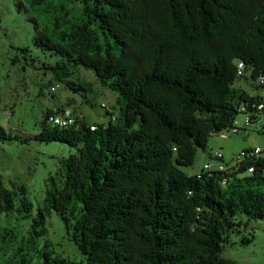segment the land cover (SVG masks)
<instances>
[{"label":"trees","instance_id":"1","mask_svg":"<svg viewBox=\"0 0 264 264\" xmlns=\"http://www.w3.org/2000/svg\"><path fill=\"white\" fill-rule=\"evenodd\" d=\"M27 1L32 8L81 5L77 16L65 11L53 29L35 35L34 46L53 53L48 70L58 84L76 68L91 71L117 94L118 116L107 123L84 116L60 129L47 123L54 111L45 113L35 141L77 152L48 178L26 247L19 243L9 264L29 262L53 212L85 264H242L223 256L225 235L237 216L246 224L264 220L263 159L198 176L182 168L195 163L198 150L207 152L211 137L236 128L241 106L260 100L264 0ZM242 80L260 93L236 87ZM14 140L0 126V142ZM32 211L26 189H8L0 175V214L24 221ZM14 239L12 229L0 228V252ZM45 247L40 254L50 264Z\"/></svg>","mask_w":264,"mask_h":264},{"label":"rangeland","instance_id":"2","mask_svg":"<svg viewBox=\"0 0 264 264\" xmlns=\"http://www.w3.org/2000/svg\"><path fill=\"white\" fill-rule=\"evenodd\" d=\"M80 9L81 5L71 3L60 9L58 1L32 8L27 0H0V126L16 138L12 142H0V175L10 190L12 183L22 185L26 189V198L33 205L28 220H18L15 213L0 214V228L12 229L15 236L14 240L3 245L1 264H9L19 243H23L21 246L25 249L31 218L43 204L48 178L56 176L62 159L77 152L66 144L35 141L45 113L61 106L82 113L94 122H100L101 116L107 123L110 118L101 107L105 104L118 116L117 94L101 86L93 73L83 68H76L74 75L52 92L50 88L59 82L48 67L55 64L56 58L53 53H42L34 46L35 35L53 29L57 17H62L65 11L70 16H77ZM24 48L29 50L25 55L20 51ZM14 57H17V63H13ZM85 83L92 85L91 91L72 90ZM237 85L251 94L257 92L250 81L242 80ZM260 91V94L264 93ZM6 111L12 114L9 119L4 116ZM244 119V115L236 119L240 127L238 134L211 137L207 152L198 150L195 163L182 168L183 172L189 176L200 175L204 164L212 162L211 153H221L225 163L235 166L237 158L242 159L245 151L257 147L264 149L263 121L246 126ZM233 158L236 159L232 161ZM246 221L241 216L232 219L233 226L225 235L223 256L242 264H264V220L248 224ZM43 233L27 264H44L40 252L45 246L46 252L50 253V264H85L84 257L56 213L47 218Z\"/></svg>","mask_w":264,"mask_h":264},{"label":"built area","instance_id":"3","mask_svg":"<svg viewBox=\"0 0 264 264\" xmlns=\"http://www.w3.org/2000/svg\"><path fill=\"white\" fill-rule=\"evenodd\" d=\"M238 67L240 69L239 74H242V69L244 67L243 63H239ZM256 85L259 87H264V77H259L256 81ZM58 88H59V84H54L50 88V90L52 92H55ZM101 107L102 109H104L105 113L107 112L109 114V118H112V116L113 118L116 117L114 111L108 109L105 104H102ZM53 111L54 113L51 114L47 120V123L52 127H57L60 129L67 128L77 123H81L84 119V115L82 113L74 112V110L71 108H63V107L55 108L53 109ZM239 112L242 113V115H244L245 117L244 124L246 126L252 125L253 122L256 123L258 121H263L262 128L264 129V93L260 94V100L253 103L250 107H247L245 105L241 106ZM4 116L9 119L12 116V114L10 111H6L4 113ZM253 117L255 118L253 119ZM235 127H236V123H235ZM91 130H94L93 126L91 127ZM239 130L240 129L238 127H236L235 129H228L223 131L220 135L225 138L229 133L238 134ZM210 157L212 159V162L204 164L203 166L204 171L225 172L227 170V167L231 165V163L224 162V158L222 154L219 152L211 153ZM252 157L261 158L264 161V149L257 147L253 150L245 151L243 153V158L242 159L237 158L238 163L235 166H231V167H236L244 159L252 158ZM235 159L236 158H233L232 161ZM253 172H254V167H251L248 170L247 174H251ZM224 183L225 181H223V184Z\"/></svg>","mask_w":264,"mask_h":264},{"label":"crops","instance_id":"4","mask_svg":"<svg viewBox=\"0 0 264 264\" xmlns=\"http://www.w3.org/2000/svg\"><path fill=\"white\" fill-rule=\"evenodd\" d=\"M239 83H241V82H239ZM237 84H238V83H237ZM237 84H236V85H237ZM237 87H238V88H241L242 90H245L250 96H255V95H257L258 93H260L259 91H257L256 93L251 94V93H249L245 88H243L242 86L237 85ZM99 118L101 119L100 122L105 123V122H104V118H102L101 116H99ZM243 121H244V120H243ZM236 127H238L237 124H236ZM238 128L240 129V127H238Z\"/></svg>","mask_w":264,"mask_h":264},{"label":"water","instance_id":"5","mask_svg":"<svg viewBox=\"0 0 264 264\" xmlns=\"http://www.w3.org/2000/svg\"><path fill=\"white\" fill-rule=\"evenodd\" d=\"M255 117H253V119H254ZM227 165H229V164H227Z\"/></svg>","mask_w":264,"mask_h":264}]
</instances>
